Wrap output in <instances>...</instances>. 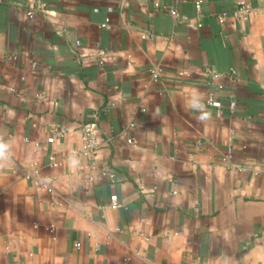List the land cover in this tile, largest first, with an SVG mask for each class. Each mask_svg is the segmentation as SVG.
Masks as SVG:
<instances>
[{"label": "crops", "instance_id": "crops-1", "mask_svg": "<svg viewBox=\"0 0 264 264\" xmlns=\"http://www.w3.org/2000/svg\"><path fill=\"white\" fill-rule=\"evenodd\" d=\"M0 264H264V0H0Z\"/></svg>", "mask_w": 264, "mask_h": 264}, {"label": "built area", "instance_id": "built-area-1", "mask_svg": "<svg viewBox=\"0 0 264 264\" xmlns=\"http://www.w3.org/2000/svg\"><path fill=\"white\" fill-rule=\"evenodd\" d=\"M202 1H197L196 2V8L198 10L201 9ZM172 15L174 16L175 19H179V14L175 10H171ZM31 14H34V12H31ZM201 25V24H199ZM77 44H80L77 42ZM155 75V72H153ZM156 76V75H155ZM217 104V103H215ZM218 105V104H217ZM231 106H234V102L231 103ZM98 131H99V126L97 121H91L87 124L84 125L83 127V139H82V146L80 148V151L78 154L85 158L87 162L85 163L83 168L87 169H97L94 159L96 156V153L99 149V138H98ZM50 142L54 141V138L49 139ZM130 143H133V141H129ZM51 162L53 165H57L56 161L54 158H51ZM98 176L97 177H90L89 181L94 182V181H101L103 179H108L110 181H114L116 179V174L108 167H102L99 168L98 171ZM32 175L29 174V178H31ZM36 185H39L41 187L48 188L49 191H52L50 187L41 181H36ZM112 208H118L121 207V203L119 202V199L116 195H113L111 197V203L109 205Z\"/></svg>", "mask_w": 264, "mask_h": 264}]
</instances>
